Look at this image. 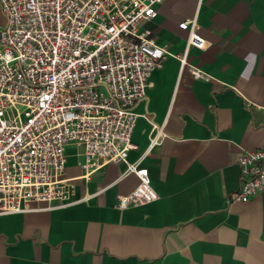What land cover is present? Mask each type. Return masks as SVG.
<instances>
[{"label": "crops", "instance_id": "0c3cea01", "mask_svg": "<svg viewBox=\"0 0 264 264\" xmlns=\"http://www.w3.org/2000/svg\"><path fill=\"white\" fill-rule=\"evenodd\" d=\"M193 19L209 49L188 48L187 63L208 81L178 58ZM143 27L166 57L134 107L127 162L147 169L158 200L118 210L136 175L112 163L86 179L69 146L70 199L0 214V264H264V195L232 198L239 157L264 150V0H167ZM152 123L164 137L146 153Z\"/></svg>", "mask_w": 264, "mask_h": 264}, {"label": "built area", "instance_id": "2783aa9c", "mask_svg": "<svg viewBox=\"0 0 264 264\" xmlns=\"http://www.w3.org/2000/svg\"><path fill=\"white\" fill-rule=\"evenodd\" d=\"M167 0H0V214L30 211L31 203L70 199L63 178L69 146L89 179L108 164L123 163L137 186L117 197L126 210L153 203L157 192L146 168L127 162L137 103L151 89L166 48L143 26ZM202 0H197L201 4ZM179 28L188 34L178 57L194 79L209 76L187 63V49H209L196 19ZM164 137L152 123L148 153ZM237 161L238 190L247 203L264 195V150Z\"/></svg>", "mask_w": 264, "mask_h": 264}]
</instances>
